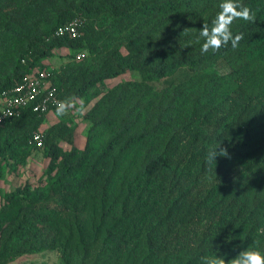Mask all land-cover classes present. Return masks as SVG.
Segmentation results:
<instances>
[{"label": "trees", "instance_id": "16d2710c", "mask_svg": "<svg viewBox=\"0 0 264 264\" xmlns=\"http://www.w3.org/2000/svg\"><path fill=\"white\" fill-rule=\"evenodd\" d=\"M220 2L0 0V97L47 72L88 127L81 146L80 125L49 121L55 107L0 123V264L56 250L61 264L264 250V0H239L255 20L232 23L238 47L202 53ZM75 19L77 38L54 35ZM219 145L228 156L208 164ZM37 152L41 173L3 190Z\"/></svg>", "mask_w": 264, "mask_h": 264}, {"label": "clouds", "instance_id": "9594fccd", "mask_svg": "<svg viewBox=\"0 0 264 264\" xmlns=\"http://www.w3.org/2000/svg\"><path fill=\"white\" fill-rule=\"evenodd\" d=\"M218 7L220 11L216 14L211 25L204 22L202 29L199 30V36L204 40L201 48L202 53H207L209 50L218 51L221 47L229 44V42L235 49L244 37L243 34L233 36L231 31L232 23L237 19H243L245 21L255 20L252 9L242 5L239 0H221ZM191 29L193 28L185 29L184 32L190 31ZM70 107H73V105L68 100L56 101V115H66ZM218 148H220V145L208 150L206 156V162L208 164H212L213 162L217 163L218 156H228L227 148H220L217 151ZM258 233L264 234V228L259 229ZM229 242H231V238ZM201 264H264V250L250 245L230 260L226 259L224 255H205L201 257Z\"/></svg>", "mask_w": 264, "mask_h": 264}, {"label": "built area", "instance_id": "2783aa9c", "mask_svg": "<svg viewBox=\"0 0 264 264\" xmlns=\"http://www.w3.org/2000/svg\"><path fill=\"white\" fill-rule=\"evenodd\" d=\"M82 24L81 19H75L60 26L54 35L57 37L68 35L77 38ZM86 56V52H79L76 58L80 60ZM49 76L47 72L25 76L9 92L4 93L0 97V123L14 117L23 108L31 107L35 112L44 114L55 107V102L58 101L57 90L49 84ZM30 144L38 149L43 148L44 133L42 130L33 132Z\"/></svg>", "mask_w": 264, "mask_h": 264}, {"label": "rangeland", "instance_id": "374dc122", "mask_svg": "<svg viewBox=\"0 0 264 264\" xmlns=\"http://www.w3.org/2000/svg\"><path fill=\"white\" fill-rule=\"evenodd\" d=\"M62 54V55H61ZM67 51H62L60 54L58 53L57 59L53 60V63L55 66H59L63 60L66 58ZM63 58L61 61L60 58ZM84 114V111L73 107L68 110L66 115L63 116H57L56 114H52L49 121H56L61 118L71 119L74 121L75 125L81 126V131L78 134V142L82 146L84 142V134L86 133L88 127L82 120V115ZM44 166L43 162V156L40 152L35 153L33 156H31L28 159L27 166L18 172H12V170H9L6 173L5 179L3 181L2 189L3 190H9L13 187H16L22 183L25 182V180L29 178H35V176L39 175L42 171V168ZM11 264H61L60 261V251H52V252H46L34 256H28L21 258L17 261L12 262Z\"/></svg>", "mask_w": 264, "mask_h": 264}]
</instances>
